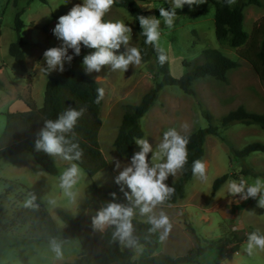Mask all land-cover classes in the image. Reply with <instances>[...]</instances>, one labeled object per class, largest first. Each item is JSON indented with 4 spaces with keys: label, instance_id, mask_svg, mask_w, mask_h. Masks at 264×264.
<instances>
[{
    "label": "rangeland",
    "instance_id": "374dc122",
    "mask_svg": "<svg viewBox=\"0 0 264 264\" xmlns=\"http://www.w3.org/2000/svg\"><path fill=\"white\" fill-rule=\"evenodd\" d=\"M250 3L248 0H235L230 5L242 6L243 27L251 36L253 27L264 24V0ZM83 0H0V135L4 129L6 112H18L27 109V103L34 108L42 106L47 76L42 69L46 67L44 52L52 47L60 46L53 34L58 18L67 14L75 4ZM145 17L155 16L160 19L158 7L171 9L167 0L137 1ZM139 4L150 5L151 10ZM204 4L211 5L210 0ZM201 4V5H204ZM195 5L198 9V6ZM193 6L184 5L183 8ZM24 23L21 37L24 40L22 51L25 55L26 71H20L18 64L8 53V46L16 40L14 20L18 12ZM214 6H209L204 16L191 18L179 14L172 29L161 22V45L167 50L170 74L180 77L186 68L183 61H200L202 50L216 48L226 56L238 62V66L227 73V82H221L210 76L198 78L193 82L194 95L184 93L174 85H167L159 92L154 105L140 118L139 123L144 135L154 146L162 138L163 132L175 127L180 130L184 123L188 129L182 134H189L198 128H205L207 120L203 111L212 114L219 125L218 135H208L204 141L203 160L207 165L208 180L200 181L192 176L186 183L184 198L175 204L160 205L155 214L163 210L172 223V231L163 241L160 240L157 254L168 256L183 255L190 248L198 245L195 235L187 227L191 224L199 237V245L206 247L204 253L196 260L187 264H264V251L257 250L253 256L244 252L242 245L247 235L257 229L264 234V209L257 206V199L239 200L227 195L225 183L217 190L212 184L215 178L224 173H235L244 176L250 183L257 177L251 173L240 174L243 168L255 172H264V152L254 151L239 158L231 152V147L241 149L251 142L264 143V130L256 124L236 122L227 127L220 126V118L238 106L248 111L264 114V81L260 79L251 60L242 55L246 51L248 58L254 60L250 49L253 42L249 37L240 47L229 46L227 40L219 41L215 36ZM105 20H122L133 29L131 45L139 48L140 36L136 29L133 16L125 8L115 6L105 16ZM263 36H260L259 41ZM256 44V45H257ZM123 51V48L121 49ZM74 55L73 50H69ZM69 63H65V68ZM59 71L50 73L58 74ZM106 90L105 99L100 108L102 125L98 133L100 149L107 165L90 177L83 170L79 183L76 185L78 196L72 203L59 187L60 174L70 166L61 158H55L57 174L47 173L38 165L30 151L6 155L0 158V220L9 222L23 212L24 201L28 193H34L48 209L53 220L60 228L65 224L56 214L57 208H63L74 215L86 209V201L90 195L106 206L112 201L111 193L115 192L116 202L127 204L125 196L113 191L116 185L114 160L122 165L130 163L131 158L117 154L113 141L117 135L125 104H136L141 97L161 79L155 61L151 58L140 66H130L126 73L110 72L105 67L100 73L89 74ZM21 99L24 102L18 101ZM224 138L225 140H222ZM139 147L134 143V153ZM151 159V154H149ZM180 175L170 176L166 184L171 185ZM24 185V186H22ZM29 189V190H28ZM126 191H130L125 187ZM220 193V195H216ZM55 201L50 204L49 201ZM138 213V210H137ZM17 216V217H16ZM135 218L146 221V217L137 214ZM28 224L0 230V264H62L72 261L81 252V243L76 237H67L62 242L63 258L57 259L51 251L50 243L35 241L30 244L21 243L28 237ZM238 243V250L232 247ZM210 245V246H209ZM132 252L133 259L138 261L143 256L140 246L126 247Z\"/></svg>",
    "mask_w": 264,
    "mask_h": 264
},
{
    "label": "trees",
    "instance_id": "16d2710c",
    "mask_svg": "<svg viewBox=\"0 0 264 264\" xmlns=\"http://www.w3.org/2000/svg\"><path fill=\"white\" fill-rule=\"evenodd\" d=\"M137 1L143 0H116L115 6L125 8L133 16L137 32L140 36L139 49L142 53V62L154 59L158 73L161 79L148 90L136 104H125L124 114L118 127L117 135L113 141L117 154L124 158H131L134 154L133 137H143L144 132L140 127L139 120L154 105L158 99L159 92L167 85H174L180 88L184 93L194 95L192 87L193 82L198 78L212 77L221 82H227V73L229 70L238 66L236 60L226 56L216 48H205L201 53V60L189 62L183 61L186 68L183 75L174 77L170 74L168 62L161 66L158 63L157 53L150 45L145 44L137 16L145 13L140 10ZM250 3H258V0H248ZM211 5H195L191 8H182L177 10V15L182 14L191 18L204 16L207 14L209 6H214V25L215 36L219 41L227 40L229 46L236 48L245 44L249 37L253 42L250 49L253 51L254 60L248 58L246 51L242 53L246 59L251 60L260 79L264 81V24L260 23L253 27L251 36L243 27L242 6L230 7L226 0H210ZM20 12L15 16L14 30L17 33L16 40L8 46V53L18 64L20 71H26L25 55L22 51L24 40L21 37V30L24 23L20 18ZM260 36H263L258 43ZM257 44V45H256ZM92 51L82 47L79 56L74 55V59L65 68L63 73L48 74L44 89L42 106L34 108L27 103V110L18 112H6V122L0 135V158L6 155L18 154L28 150L31 152L34 161L40 165L47 173L57 174L55 158L44 153L34 151V143L37 134L44 126L45 119H56L68 108H79L86 106L85 115L79 120L75 128V140L84 150L83 162L80 167L90 177H93L98 171L107 165V161L100 149L98 133L102 125L100 118V104L94 101L97 96L96 89L100 87L99 83L86 74L82 64L83 57ZM3 83L0 81V88ZM204 118L207 120L205 128H198L195 131L184 134L189 138L188 162L179 177L171 184L175 192L171 198L163 205L175 204L178 200L184 198V189L186 183L192 178V163L197 159H202L204 155V141L208 135H218L219 125L211 113L203 111ZM240 122L242 124H256L264 130V114L248 111L240 105L236 109L229 111L220 118V126L227 127L230 124ZM222 140H225L222 138ZM254 151L264 152V143L251 142L241 149L231 147L234 156L243 158ZM258 175L264 177V172H255L250 168H243L240 174ZM239 174L224 173L213 181L212 188L217 190L229 179H238ZM24 186V185H22ZM29 190V189H28ZM113 191L120 192V186L115 185ZM126 191V189H125ZM39 207H25L23 212L17 218L9 222L0 220V230H7L13 227H22L28 224V237L21 241L23 244H30L35 241L50 243L55 238L60 240L67 237H76L81 243L82 250L72 261L62 264H187L196 260V257L204 253L206 247L199 245L198 236L191 224H188L190 232L195 235L198 245L187 250L180 256H168L157 254L160 244V233L149 231L151 225L146 221L133 219V236L137 242L135 246L143 249L144 256L136 261L133 259V253L121 248L119 241L113 242L112 233L114 226L106 228L103 232L94 228L92 220L97 211L102 206L100 202L90 195L86 201V209L79 215H74L63 208H57L56 214L66 225L60 228L53 220L47 207L39 200H36ZM238 243L232 247V251L238 250ZM210 246V245H209Z\"/></svg>",
    "mask_w": 264,
    "mask_h": 264
},
{
    "label": "clouds",
    "instance_id": "9594fccd",
    "mask_svg": "<svg viewBox=\"0 0 264 264\" xmlns=\"http://www.w3.org/2000/svg\"><path fill=\"white\" fill-rule=\"evenodd\" d=\"M116 0H83L82 4H75L70 11L58 18L53 34L61 41L60 46L52 47L44 52L46 67L42 71L48 74L65 71V63H71L75 56H79L82 47L92 51L83 57L82 67L86 74L100 73L105 67L110 72L126 73L130 66H140L142 63L141 50L131 45L133 29L122 20H105ZM171 9L163 6L158 7L160 19L155 16H137L145 44L154 48L157 53L158 63L163 66L168 62L167 50L161 45V22L168 29H172L177 18V10L184 5H201L206 0H167ZM228 5L235 0H226ZM141 7L152 9L150 5L139 4ZM123 48V51L121 49ZM73 50L74 55L69 54ZM99 76L96 77L98 82ZM96 104L105 99L104 87L96 89ZM86 106L79 108H68L56 119H45L44 126L37 134L34 143V151L44 153L53 158H61L69 162L67 167L59 176V187L63 194L75 203L79 183L83 170L80 163L83 162L84 150L75 140V128L79 120L85 115ZM188 124L175 127L163 132L162 138L155 144L149 142L148 138L133 137L135 144L139 147L130 160L123 164L114 160L118 175L115 183L120 186L124 193L127 204L116 202L117 194L111 193L112 201L106 206H101L93 217L92 223L95 229L103 232L106 228L114 226L112 233L113 242L126 247L137 244L133 233V219L137 214L146 217V223L151 225L149 231L160 233L163 241L172 231V223L168 215L161 210L155 214V209L169 200L175 192L165 181L170 176L175 177L178 172L183 171L188 162L189 138L182 134L188 129ZM151 154V159H149ZM80 162V163H77ZM192 175L194 178L206 182L208 180L207 165L197 159L192 163ZM125 187L130 191H125ZM227 195L239 200L257 199V206L264 209V177H257L249 182L244 176L238 179H229L225 182ZM217 196L220 193L216 194ZM37 197L34 193H28L24 201L25 207L36 208ZM54 204L55 201H49ZM138 210V213H137ZM248 256H253L257 250L264 251V234L259 229L247 235L246 242L242 245ZM51 251L57 259L63 258L62 242L53 238L50 241Z\"/></svg>",
    "mask_w": 264,
    "mask_h": 264
},
{
    "label": "crops",
    "instance_id": "0c3cea01",
    "mask_svg": "<svg viewBox=\"0 0 264 264\" xmlns=\"http://www.w3.org/2000/svg\"><path fill=\"white\" fill-rule=\"evenodd\" d=\"M16 100H18V101H21V102H24L23 100H21V99H18V98H15ZM25 103V102H24ZM27 109H28V107H27ZM26 109V110H27ZM34 160V159H33ZM66 162V161H65ZM164 206H167V205H164Z\"/></svg>",
    "mask_w": 264,
    "mask_h": 264
}]
</instances>
